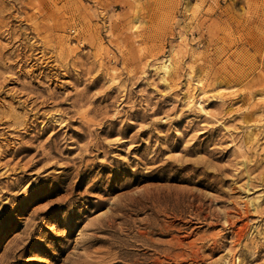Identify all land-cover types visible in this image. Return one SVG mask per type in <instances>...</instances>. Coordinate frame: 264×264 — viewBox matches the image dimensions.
<instances>
[{
    "label": "rangeland",
    "instance_id": "374dc122",
    "mask_svg": "<svg viewBox=\"0 0 264 264\" xmlns=\"http://www.w3.org/2000/svg\"><path fill=\"white\" fill-rule=\"evenodd\" d=\"M0 264H264V0H0Z\"/></svg>",
    "mask_w": 264,
    "mask_h": 264
},
{
    "label": "bare ground",
    "instance_id": "6f19581e",
    "mask_svg": "<svg viewBox=\"0 0 264 264\" xmlns=\"http://www.w3.org/2000/svg\"><path fill=\"white\" fill-rule=\"evenodd\" d=\"M164 71H165V73L167 74V75H169L170 74V71H171V66L170 65H168V66H164Z\"/></svg>",
    "mask_w": 264,
    "mask_h": 264
},
{
    "label": "built area",
    "instance_id": "2783aa9c",
    "mask_svg": "<svg viewBox=\"0 0 264 264\" xmlns=\"http://www.w3.org/2000/svg\"><path fill=\"white\" fill-rule=\"evenodd\" d=\"M193 1H196V0H193Z\"/></svg>",
    "mask_w": 264,
    "mask_h": 264
}]
</instances>
